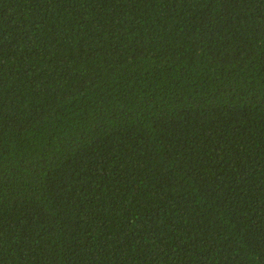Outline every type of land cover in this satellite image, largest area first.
Segmentation results:
<instances>
[{"label": "trees", "instance_id": "16d2710c", "mask_svg": "<svg viewBox=\"0 0 264 264\" xmlns=\"http://www.w3.org/2000/svg\"><path fill=\"white\" fill-rule=\"evenodd\" d=\"M0 264H264V0H0Z\"/></svg>", "mask_w": 264, "mask_h": 264}]
</instances>
